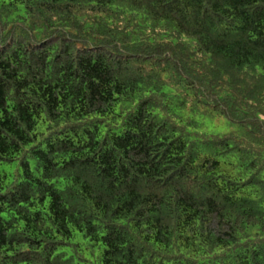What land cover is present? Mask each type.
Listing matches in <instances>:
<instances>
[{"label":"trees","instance_id":"trees-1","mask_svg":"<svg viewBox=\"0 0 264 264\" xmlns=\"http://www.w3.org/2000/svg\"><path fill=\"white\" fill-rule=\"evenodd\" d=\"M15 162L0 264H264V0H0Z\"/></svg>","mask_w":264,"mask_h":264},{"label":"rangeland","instance_id":"rangeland-1","mask_svg":"<svg viewBox=\"0 0 264 264\" xmlns=\"http://www.w3.org/2000/svg\"><path fill=\"white\" fill-rule=\"evenodd\" d=\"M179 114V113H178ZM179 116H182L184 120L191 117V114H188L187 112L181 113ZM198 127L196 128H189L193 129L194 131H198L199 133H218L223 134L231 131H235L238 128V124H234L230 121H228L224 116L218 115V114H212V115H196L195 116ZM31 166H34V162L31 161ZM17 170V163H13L12 165L7 163H2L0 165V173L3 174L7 172L8 178L12 179L15 172ZM81 233H77L76 237L74 238L75 241L81 240Z\"/></svg>","mask_w":264,"mask_h":264}]
</instances>
